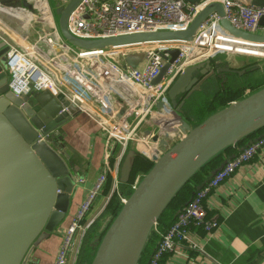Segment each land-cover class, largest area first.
I'll use <instances>...</instances> for the list:
<instances>
[{
    "label": "water",
    "instance_id": "water-1",
    "mask_svg": "<svg viewBox=\"0 0 264 264\" xmlns=\"http://www.w3.org/2000/svg\"><path fill=\"white\" fill-rule=\"evenodd\" d=\"M47 1L59 36L79 52L161 43L208 48L204 58L183 68L167 91L168 102H158L133 136L118 172L117 208L93 243L88 263L138 264L159 217L183 186L212 160L264 129V87L217 109L197 125L186 117L193 94L200 93V86L214 73L244 72L221 67L224 61L215 60L217 54L264 59V17L256 32H246L231 26L222 5L214 2L197 12L181 31L79 38L68 31L67 19L81 0ZM182 1L199 4L205 0ZM234 1L255 8L264 6V0ZM18 3L10 2L13 9ZM214 13L219 17L220 32L211 39L198 35L200 24ZM8 51L9 45L0 35V264H28L36 243L52 234L64 219L75 191L71 155L59 135V129L73 115L64 101L47 91L28 97L11 94L6 85ZM178 54L170 51L168 63L153 84L162 79ZM141 59V54L129 55L125 62L135 68ZM198 76H202L199 81ZM184 93L178 105L177 97ZM139 155L151 166L131 186L130 176Z\"/></svg>",
    "mask_w": 264,
    "mask_h": 264
},
{
    "label": "built area",
    "instance_id": "built-area-1",
    "mask_svg": "<svg viewBox=\"0 0 264 264\" xmlns=\"http://www.w3.org/2000/svg\"><path fill=\"white\" fill-rule=\"evenodd\" d=\"M214 2L222 5L225 19L234 28L246 32L259 29L264 6H244L234 0H205L199 4H187L182 0H81L68 16L67 29L79 38L181 31L197 12ZM34 8L36 20L45 27V33L21 49L8 44V91L16 97H28L43 91L52 97L62 95L71 106L95 122L104 141L101 171L92 188L86 190L69 226L61 230V241L53 264H67L74 246L91 227L92 221H87V217L95 201L108 199L102 194L108 177L113 178L111 193L116 192L119 168L136 131L153 113L158 102L167 103V90L183 68L198 61L191 52L197 48L205 49V56L208 48L161 43L79 52L59 36L47 0H35ZM218 23L217 14H211L200 24L198 35L211 39L218 34ZM39 43H43L44 48L38 49ZM172 50L178 51L177 58L169 64L162 79L153 84L161 68L168 63ZM137 54H141L142 59L135 68L129 67L125 57ZM39 139L45 141L44 136H39ZM263 148L264 136L226 161L160 235L148 264H158L167 254L181 255L185 248L201 252L200 245L191 238L190 229L198 228L212 234L218 228L215 221L207 219L204 200ZM139 178L136 176L130 185L133 186ZM77 181L84 182L83 179Z\"/></svg>",
    "mask_w": 264,
    "mask_h": 264
},
{
    "label": "crops",
    "instance_id": "crops-1",
    "mask_svg": "<svg viewBox=\"0 0 264 264\" xmlns=\"http://www.w3.org/2000/svg\"><path fill=\"white\" fill-rule=\"evenodd\" d=\"M10 2L15 3V0H0V35L15 48L30 46L45 33V27L36 20L35 0H19L15 9ZM203 54L205 49L197 48L191 52L192 57L198 58L196 60ZM238 84L239 80L235 86ZM249 93L246 91V95ZM59 135L71 155L75 191L70 196L64 219L52 235L42 237L36 243L28 264H53L61 241V230L69 226L86 190L92 188L102 168L104 141L95 122L86 114L72 116L59 129ZM255 135L245 139L246 145L263 137L264 132ZM77 178L84 182L78 183ZM96 207L92 208L87 221L98 212ZM203 207L207 219L215 221L218 228L212 234L198 228L190 229L191 238L200 245L201 252L185 248L181 255H165L162 264H264V148L212 192L204 200ZM75 246L68 261L73 257Z\"/></svg>",
    "mask_w": 264,
    "mask_h": 264
},
{
    "label": "trees",
    "instance_id": "trees-1",
    "mask_svg": "<svg viewBox=\"0 0 264 264\" xmlns=\"http://www.w3.org/2000/svg\"><path fill=\"white\" fill-rule=\"evenodd\" d=\"M254 75L259 77H250ZM263 75L264 66H260V68L256 67L253 70V73H251L250 75L241 77L239 79L240 84H238V86L231 84L228 85V83H225L221 88H219V91L207 104L204 115L200 118V120L204 119L207 115L213 113L217 109L225 107L230 102L242 99L246 95V91L252 93L264 87V81L259 80L263 78ZM250 78L252 80H250ZM260 132H264V129H262ZM246 144L247 140H243L236 147L228 149L223 154L212 160L204 168H202L193 178L188 181V183L185 184V186H183V188L178 192V194L174 197V199L159 217L156 231L152 232V234L150 235L138 264L149 263L150 259L152 258L154 249L160 240V235L163 234L166 229L175 221L177 214L183 208V206H185V204H187L193 198V192L201 189L208 182L209 177L212 175V173L217 170L219 166L223 164V162L231 159L238 153L239 150L246 147ZM150 166L151 163L147 160L146 157L142 155L137 156L134 161L132 173L130 176V183H133L136 175H138L140 172H145L143 170H147ZM110 187H112V179L111 177H108L103 193L108 194L111 190ZM114 212L115 210L112 214H114ZM103 221L104 219L101 218L99 222L94 223V225L87 230L86 234L82 238L74 264L89 263L93 253V243L98 240L102 234L103 227L101 226V223ZM166 256H163L158 264H162L163 259Z\"/></svg>",
    "mask_w": 264,
    "mask_h": 264
},
{
    "label": "rangeland",
    "instance_id": "rangeland-1",
    "mask_svg": "<svg viewBox=\"0 0 264 264\" xmlns=\"http://www.w3.org/2000/svg\"><path fill=\"white\" fill-rule=\"evenodd\" d=\"M39 48H44V46L42 44L38 45V49ZM41 53H43V52H41ZM235 55L230 54V53L217 54L216 60L218 59V60H222V61L226 62V64L231 65L236 70H241V68H243V67H249V66L252 67L253 65H255L259 68H260V66H264V59H256V58H251V57H247V56H239L237 54H235ZM250 77L251 78H258L259 76L254 75V76H250ZM251 78H250V80H252ZM236 80L234 79V77H229L227 83H228V85L229 84L235 85L237 83ZM259 80L264 81V75H263V78L259 79ZM218 91H219V88L217 87V84L210 82L204 87V89L200 93H196V95L193 94V97L190 99L189 104H188V107H189V109H188V120H189V122H191L193 125H197L198 122L201 121L200 118L204 115L205 108H206L207 104L212 100L214 94ZM58 98H60L62 101H64L65 104L69 107L71 115L75 116L77 114H81L79 109L71 106L69 104V102L64 99V97L62 95H58ZM147 170H143V171L146 172ZM145 172H140L142 174L139 173L138 175H140V177H141V176H143V174ZM110 188L112 189V187H110ZM102 194L104 197H108V199H105V200L97 199L95 201L92 208L97 206L96 209L98 212L95 214L94 218L90 221H92V224H91V227H92L94 225V223L99 222L101 218H107L106 220H104L101 223V226L104 229V227H106L109 215H111L113 213V211L116 210L117 205H118L117 204L118 201H117L116 192L111 193V190H110V192L108 194H104V193H102ZM98 201H101V202H98ZM81 241L79 242V244H77L75 246V249H74L75 252L73 254V257H71V260L67 261V264H74L75 259L77 257L79 247H80V244H81Z\"/></svg>",
    "mask_w": 264,
    "mask_h": 264
},
{
    "label": "flooded vegetation",
    "instance_id": "flooded-vegetation-1",
    "mask_svg": "<svg viewBox=\"0 0 264 264\" xmlns=\"http://www.w3.org/2000/svg\"><path fill=\"white\" fill-rule=\"evenodd\" d=\"M225 64L221 65V67H224ZM257 66L253 65L252 67L249 66V67H243L241 68L242 71H244L241 75H237V74H232V73H214L209 79H207L203 84L202 86H200V89L203 90L204 87L210 83V82H213L215 84H217V87L218 88H221L225 83L228 82V79L229 77H234V79L238 82V80L243 77V76H246V75H250L253 70L256 68ZM236 70V69H234ZM237 71H240V70H237ZM198 81L200 79H202V76H198L197 77ZM240 81V80H239ZM170 88V87H169ZM169 90V89H168ZM167 90V91H168ZM217 93V92H216ZM215 93V94H216ZM187 93H184V94H180L178 97H177V101H178V105L181 103V97L183 96V98L185 97ZM196 95V93H194ZM214 94V95H215ZM166 97H167V93H166ZM182 98V99H183ZM167 102H168V99H167ZM172 112V111H171ZM187 117V116H186ZM188 118V117H187Z\"/></svg>",
    "mask_w": 264,
    "mask_h": 264
},
{
    "label": "bare ground",
    "instance_id": "bare-ground-1",
    "mask_svg": "<svg viewBox=\"0 0 264 264\" xmlns=\"http://www.w3.org/2000/svg\"><path fill=\"white\" fill-rule=\"evenodd\" d=\"M41 7H43V3H42V6ZM51 14H52V12H51ZM151 45H153V44H151ZM96 52H98V51H96ZM207 52H208V50H207ZM225 64V63H224ZM258 139V138H257ZM138 149L140 150V151H142L143 153L145 152L143 149H141L140 147H138ZM78 179V178H77ZM76 180V179H75ZM53 234V233H52ZM51 234V235H52ZM31 258V257H30Z\"/></svg>",
    "mask_w": 264,
    "mask_h": 264
}]
</instances>
